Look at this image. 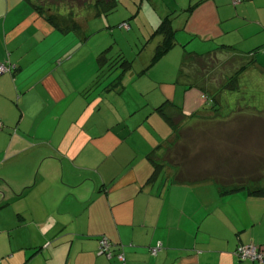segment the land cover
Masks as SVG:
<instances>
[{
	"label": "crops",
	"instance_id": "1",
	"mask_svg": "<svg viewBox=\"0 0 264 264\" xmlns=\"http://www.w3.org/2000/svg\"><path fill=\"white\" fill-rule=\"evenodd\" d=\"M151 5L152 19L128 29L119 22L127 32L120 40L147 38L145 50L170 17L176 45L149 68L155 47L112 89L122 71L102 79L112 71L110 54L126 56L115 32L88 35L86 22H49L28 0H0V63L16 66L0 76V181L20 196L36 176L20 197L0 182L1 264H117L98 254L102 237L126 264H252L237 248L264 249V197L246 189L223 196L214 181L176 184L164 171L151 179V157L174 136L157 108L166 104L172 116L183 98L197 110L183 111L191 117L215 102L182 78L187 53L227 46L221 54L230 71L246 80L234 92L255 91L256 105L264 104V0ZM158 243L163 249L152 256Z\"/></svg>",
	"mask_w": 264,
	"mask_h": 264
},
{
	"label": "rangeland",
	"instance_id": "2",
	"mask_svg": "<svg viewBox=\"0 0 264 264\" xmlns=\"http://www.w3.org/2000/svg\"><path fill=\"white\" fill-rule=\"evenodd\" d=\"M32 1L39 8L46 9L49 16L54 15L58 20L68 19L71 22L74 16L78 22H86L85 29L88 30V35H105L115 32L116 39H118L117 48L119 49V46H121L126 53V56L123 57L124 59H121V55L117 56L114 55V53L110 54L109 58H111V63L117 61L116 66L123 65L125 59L128 58V61L132 62V66L135 68L139 69L143 67L154 48L157 47L158 41L161 40V38L152 39V41H154L148 42L145 50L142 44L148 41L147 38L138 40V38L129 37V43L125 40H120L121 36L125 35L127 32L121 31L118 27L120 25L119 22H132L135 20H137L135 22H146L147 19H152L150 16L151 10L154 9L151 5L152 0H116L118 5L115 10L99 16L95 10L91 9L97 0ZM145 33V30H140L137 35L138 37H144ZM72 34L76 35L75 33H71V35ZM70 38L72 37L70 36ZM140 51H143L142 57L139 56ZM111 56H113V58ZM161 66L162 64L159 65V68H161ZM106 69H108V67ZM114 69L115 68H113L112 71H108L107 76H104L102 79H107L109 73H112L111 76L115 77V73L119 72V70L115 71ZM210 73L216 75H221L222 73L223 77L226 76L224 72H222V69L218 70V68L214 71L211 70ZM244 81L246 80L240 82ZM255 81L256 79L252 78L251 82L248 81V83L253 84ZM240 82L238 84H240ZM199 83L200 85H204V82L199 81L198 84ZM236 92H224L217 110L212 108L211 102L207 103L204 101V106H198V113L192 118L188 117L187 121L184 123L186 126L183 125L184 127L182 126L181 130H187L188 127L197 125L196 128L187 132L188 136L184 135L185 138L181 137L183 136L180 132L181 130H177L172 138V142L156 152L155 162L159 168L164 171L168 181L171 180V177L175 176L180 169L181 171L187 170L185 162L182 160L183 157L179 154V147L185 145L188 147L191 154L197 153L194 158V161L199 163L196 166L197 169H204L207 167L210 169L214 168L216 177H224V182L231 183V181H233L237 183L236 185L240 183L241 172L245 175L246 181L249 179L257 181L260 176L257 182H251L249 187H247L249 189L258 187L264 188V104L256 105V102L261 101L262 97L255 91L254 94L252 90L245 92V94H236ZM185 103H187V101L183 98L178 101L177 105H179L182 111H193V113L197 111L190 105L185 106ZM207 113H209V115H206ZM223 119H228L227 123L223 121ZM216 124H221L223 126H217ZM211 125H214V127L210 130V133L207 134L206 130L210 128ZM173 144H176L175 147H177H174L169 153L168 150ZM218 159L221 161H218ZM252 168H254V170H252ZM245 179L243 180L244 182ZM197 193L198 191H196V194Z\"/></svg>",
	"mask_w": 264,
	"mask_h": 264
},
{
	"label": "trees",
	"instance_id": "3",
	"mask_svg": "<svg viewBox=\"0 0 264 264\" xmlns=\"http://www.w3.org/2000/svg\"><path fill=\"white\" fill-rule=\"evenodd\" d=\"M28 1L36 7L38 14H40L42 17H45L49 22H57L60 20V19L58 20L57 17L54 15L49 16L48 13L46 12V9L39 8L32 0H28ZM117 5H118V2L116 0H97V2L94 3V5L92 6L91 9L95 10V12H97V15L99 16L102 14H108V13L112 12L113 10H115L117 8ZM195 7H196V5L193 6L192 8H190V11H193ZM73 19L75 20L74 16H73ZM172 21L173 20L170 17L164 18L161 25L158 27V29L155 31V33L151 37V39H154V38L160 36V37H162V42L157 46V48L155 50V54L153 56V59L151 61L149 68H151L153 65L158 63L176 45V31L174 30V28L172 26ZM124 24H126L128 27L123 26ZM121 27L128 29L129 28L128 22H124ZM72 29L75 31H78V28L76 26H73ZM66 31L68 32V30H66ZM225 49H229V48L227 46H222V47L217 49L216 53H214L212 55L208 54L205 56L187 53L186 57H185V61L187 62V65L183 66L182 71H181L182 78L189 83L190 87L198 88L206 100H209V97H212V99H215V102L212 101L211 103H212V108H214L216 110H217V107L219 105L221 96L224 92L237 91L238 85H239L238 84L239 79H240V76L242 74V70H240L239 72H234V74L230 71V68H229L230 65H229V63H226L227 59H225L223 57V55L221 54L223 51H225ZM119 58H118V61H119ZM122 58L123 57H121V59ZM116 63H117V61L112 63L109 68H111V70L113 68H115L114 69L115 71L121 70L122 72L120 74L116 75V77L111 81L110 85L108 86L109 88H112V89L119 86L121 84L123 74L127 70H131L133 68L132 62H130L126 59L124 61V64L121 66L120 65L116 66ZM0 64H2V63H0ZM5 64L14 66V68L12 69V71L10 73H12L14 70H16L15 65H13L11 63H5ZM217 68H218V70L222 69V72H224V74L226 76L223 77L222 73H221V75H216V74L210 73L211 70L214 71ZM213 75H215V76H213ZM199 81L204 82V85H200V83L198 84ZM216 96H219V98L216 99L217 98ZM165 105L166 104L157 108V111L166 118V120L169 122V124L172 127L173 135H175L177 130H181V127L183 125L186 126V124H184V123L187 121L188 117L184 116L183 111L181 109H178V108H176L175 114L170 116L168 114V112L165 110ZM192 117L193 116H191L189 118H192ZM227 120L223 119V121H226V123H227ZM216 125L217 126L218 125L223 126L221 124H216ZM196 126L188 127L189 130L188 129L187 130L182 129L180 132L182 133L183 136H181V137L185 138L184 135H187V132L191 131V129H193V128H196ZM213 127H214V125H211V127L206 130L207 134L210 133V130ZM176 144H173L169 148V150H168L169 153L175 147ZM179 151H180L179 154H181L183 157L182 160L185 162L187 170L181 171V169H180L176 173L175 176L171 177V182L176 183V184H195V183L204 182V181H214L216 184L219 185L220 193L223 196H228V195L234 194L240 190L246 189L248 194H250V195L257 196V197H264V188H262V187L253 188V189L248 188L249 184L251 182H257L259 180L260 176L258 177L257 181H254L252 179H249L248 181H246L247 179H245V175L243 174V172H241V180H240V183H238V185H236L237 183H235L233 181H231V183H226V182H224V179H225L224 177H219V176L216 177L215 176V169L214 168L210 169L209 167H207L204 169H197L196 166L199 163H196L194 161V158L196 157L197 153L191 154L189 152V149L187 146H185V145L180 146ZM151 159L154 162V175L152 176L151 179L155 180L158 178V176L162 172V170L159 168V166L155 162V155H153L151 157ZM218 161H221V160L218 159ZM171 162H172V160H171ZM199 162H201V161H199ZM177 167H178V165H177ZM252 170H254V168H252ZM244 179H245V182L243 181ZM109 243L111 244L112 255H113L112 258H108L106 255H100V256H104L108 260H116L117 264H119L117 256L119 254H122L123 252L121 251V252L115 253L114 249L117 248L118 246L113 244L111 242V240H109ZM252 245H255V244H252ZM244 246H250V245L239 246L237 248V250L235 251V255L242 262H251L252 264H254L252 261H250V259H242V257H241L242 255L240 254L239 249L244 247ZM255 246H257V245H255ZM99 247H100V240H99ZM162 249H163V245H162ZM258 249H259V251L264 252L263 248L258 247ZM98 251H99V249H98ZM157 255H152V256H157ZM1 263H2V261H1ZM125 264H126V261H125Z\"/></svg>",
	"mask_w": 264,
	"mask_h": 264
},
{
	"label": "built area",
	"instance_id": "4",
	"mask_svg": "<svg viewBox=\"0 0 264 264\" xmlns=\"http://www.w3.org/2000/svg\"><path fill=\"white\" fill-rule=\"evenodd\" d=\"M123 26L128 27L126 24ZM14 66L8 65L5 63L0 64V76L10 73ZM2 125L0 124V128ZM162 250V243H158L155 247L150 248L152 255H157ZM242 259H250L254 264H263L264 263V252L259 251L258 246L250 245L244 246L239 249ZM99 255H106L108 258H112V249L109 239L107 237H102L100 239V247L98 251ZM119 264H125L126 258L125 255L119 254L117 256ZM1 264V260H0Z\"/></svg>",
	"mask_w": 264,
	"mask_h": 264
},
{
	"label": "water",
	"instance_id": "5",
	"mask_svg": "<svg viewBox=\"0 0 264 264\" xmlns=\"http://www.w3.org/2000/svg\"><path fill=\"white\" fill-rule=\"evenodd\" d=\"M48 159V158H47ZM54 159V158H53ZM61 169H62V166H61ZM0 182H2V181H0ZM2 183H4V182H2ZM61 183H62V179H61ZM5 184V183H4ZM63 184V183H62ZM5 185H7V184H5ZM35 185H36V176H35ZM34 185V186H35ZM12 191H13V193L16 195V193H15V191L9 186V185H7ZM34 186H31V187H26V188H24V190L25 189H28V188H32V187H34ZM67 186V185H66ZM80 186V185H79ZM70 187V186H69ZM78 187V186H77ZM73 188H76V187H73ZM95 188V187H94ZM24 190H23V192H24ZM23 192H22V194H23ZM21 194V195H22ZM0 195H2L3 196V198L0 200V202H2V201H4V199H5V196H4V193L2 192H0ZM20 195V196H21ZM69 195H71V194H69ZM17 196V195H16ZM20 196H17V197H20ZM73 196V195H72ZM92 196V195H91ZM76 199V198H75ZM57 213H58V211H57ZM68 214V213H67ZM60 215V214H59ZM72 216V215H71ZM73 217V216H72ZM75 237H76V235H75ZM75 240V239H74ZM73 247V246H72ZM72 250V249H71ZM71 253V252H70ZM70 256V255H69ZM69 260V259H68ZM68 263V262H67Z\"/></svg>",
	"mask_w": 264,
	"mask_h": 264
}]
</instances>
